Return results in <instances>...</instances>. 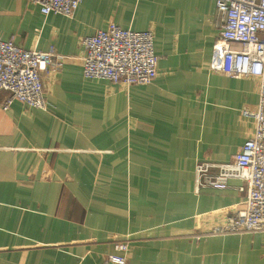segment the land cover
I'll list each match as a JSON object with an SVG mask.
<instances>
[{
  "label": "crops",
  "instance_id": "crops-1",
  "mask_svg": "<svg viewBox=\"0 0 264 264\" xmlns=\"http://www.w3.org/2000/svg\"><path fill=\"white\" fill-rule=\"evenodd\" d=\"M110 22L152 31L148 84L85 77L82 38ZM216 0H83L71 17L0 0V38L64 56L44 74L47 108L0 94V264H264V231L214 234L245 183L196 190L199 162H227L251 137L241 115L258 80L210 70Z\"/></svg>",
  "mask_w": 264,
  "mask_h": 264
},
{
  "label": "built area",
  "instance_id": "built-area-1",
  "mask_svg": "<svg viewBox=\"0 0 264 264\" xmlns=\"http://www.w3.org/2000/svg\"><path fill=\"white\" fill-rule=\"evenodd\" d=\"M83 0H27L43 15L58 13L71 17ZM219 33L209 68L235 78L258 80V102L241 115L254 124L251 137L227 162L203 161L196 165V190L226 189L229 181L242 180L246 199L227 210L223 223L211 233H256L264 231V0H216ZM81 43L84 75L131 86L151 83L158 76L152 31L124 29L110 22L105 29L85 36ZM64 56L56 49H26L0 38V94L7 93L1 107L14 101L32 108H47L44 74H59ZM120 253L109 254L105 264H132L130 246L117 242Z\"/></svg>",
  "mask_w": 264,
  "mask_h": 264
}]
</instances>
